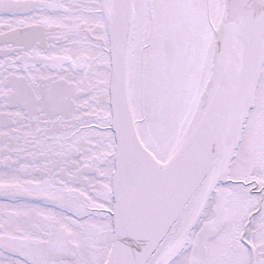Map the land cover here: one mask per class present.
<instances>
[{
    "label": "snow or ice",
    "instance_id": "1",
    "mask_svg": "<svg viewBox=\"0 0 264 264\" xmlns=\"http://www.w3.org/2000/svg\"><path fill=\"white\" fill-rule=\"evenodd\" d=\"M0 264H264V0H0Z\"/></svg>",
    "mask_w": 264,
    "mask_h": 264
}]
</instances>
